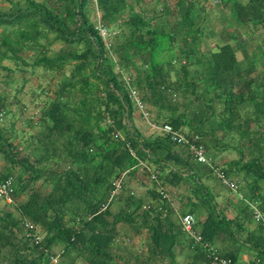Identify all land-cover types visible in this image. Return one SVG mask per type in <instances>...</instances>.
<instances>
[{
  "label": "trees",
  "instance_id": "1",
  "mask_svg": "<svg viewBox=\"0 0 264 264\" xmlns=\"http://www.w3.org/2000/svg\"><path fill=\"white\" fill-rule=\"evenodd\" d=\"M142 2L0 0V70L9 82L20 75L11 97L0 94V184L11 180L13 201L0 210V264H212L166 186L187 194L181 216L219 258L264 264V224L251 208L264 217V0H155L149 11ZM240 30L259 34L251 55ZM142 112L201 146L236 190L168 135L141 133ZM225 153L235 158L219 164ZM203 177L235 195L234 217ZM134 236L139 253L123 245Z\"/></svg>",
  "mask_w": 264,
  "mask_h": 264
},
{
  "label": "built area",
  "instance_id": "2",
  "mask_svg": "<svg viewBox=\"0 0 264 264\" xmlns=\"http://www.w3.org/2000/svg\"><path fill=\"white\" fill-rule=\"evenodd\" d=\"M98 31H99V35L102 37V39L107 40V38L109 36V33L107 32V30L102 28V27H99ZM123 80L127 84L128 78L123 77ZM131 96L133 97L135 106L140 111H142L143 110L142 104L139 102L138 97H136V95L133 91L131 92ZM142 117L145 121L148 122L146 113L142 112ZM148 124L151 128L158 131L159 133L168 135L172 141H175L177 143L182 144L183 146H186L189 153L191 154L192 158L198 163H202V164L209 166L212 169L213 174L216 176V178L220 181V183L224 187H226L227 189H229L231 191L236 190V186L233 182L228 180L220 171H218L217 168L210 166L209 160L207 159V157L205 155V151L201 146L194 145L193 143L190 142V140L188 138H186L181 133L172 130L169 126L157 127V126H155L149 122H148ZM140 165L145 166L142 163H140ZM152 178H154V177H152ZM112 188H113V190L110 192V195H109L107 202L102 204L100 207L101 212H104L106 210L110 201L121 190V180H118L117 182H115L112 185ZM11 192H12V189H11V180L10 179H8L5 182L0 184V199L1 200H3L6 203H9V204L12 203ZM164 196L165 195H163V197ZM251 208L253 210L252 215H253L254 221L262 222L264 224V217L260 214V212L254 206H251ZM179 221H180V225H181V228L184 231V233L189 238H191L195 244H200L203 248H205L209 252V254H210L209 256L211 257L212 264H232L229 259L219 258L216 255L215 250L212 247H210L208 244L202 243L200 235L193 230L194 220H193L192 216H190V215L180 216ZM27 227L29 230L32 229V225H30V224H27ZM36 240H37V238H36ZM57 258H58V256L52 257L50 259L49 264H56Z\"/></svg>",
  "mask_w": 264,
  "mask_h": 264
},
{
  "label": "crops",
  "instance_id": "3",
  "mask_svg": "<svg viewBox=\"0 0 264 264\" xmlns=\"http://www.w3.org/2000/svg\"><path fill=\"white\" fill-rule=\"evenodd\" d=\"M245 35H247V38L249 41H252V40L256 41L255 39H257L259 36L258 33L252 34L250 32H245ZM246 42H247V39H246ZM250 47L251 46H249V47L245 46V49H244L248 55H251L254 53L253 49L251 50ZM248 48L251 50L250 53H248V51H247ZM238 57L241 58V51L238 53ZM262 64H263L262 61H260V62L257 61L258 71L262 70V66H263ZM9 119L12 121L11 116ZM19 126L21 128V126H23V125L20 123ZM135 127L137 129H139V131L145 135H152V134L159 133L158 131L151 128L149 126L148 122L143 120V118H141V117H136ZM159 134H161V133H159ZM227 158L233 159V158H235V156L228 154ZM224 161H225V159L223 158L222 160L217 161V162L220 164L221 162H224ZM203 183L206 184L211 189L212 193L215 195V200L217 201V204L225 210L227 215L230 218L234 217L236 215V211L234 210V208H235V206L238 205L235 195L230 193L228 190L221 188L219 181L213 180L211 178L206 179L205 177H203ZM165 191H166L165 195H166V198H167V200L170 204V207L172 209V213L176 219H179L181 216V211L183 210V208H186L188 205V202L186 200L187 194L185 192H183V190L181 188L177 190V189L171 188L169 186H166ZM0 202H1L0 203V210H4V209L5 210L7 209V211L13 210L11 205H7V204H5V202H3L1 200H0ZM247 226L253 228L255 226V224L252 222V223H248ZM186 237L189 238L187 235H186ZM134 238H137L138 241H137V245L134 247L133 251L135 253H139L142 249L137 250L136 248H138L139 245L143 244V242H142L141 238L138 236H134L133 239ZM248 258H249V255L246 252L241 254V260L243 262H246L248 260ZM181 260H182V257H179V261H181Z\"/></svg>",
  "mask_w": 264,
  "mask_h": 264
},
{
  "label": "rangeland",
  "instance_id": "4",
  "mask_svg": "<svg viewBox=\"0 0 264 264\" xmlns=\"http://www.w3.org/2000/svg\"><path fill=\"white\" fill-rule=\"evenodd\" d=\"M160 1H162V0H160ZM214 1L215 0H212V3L213 4H214ZM141 5L142 6L144 5V8H146L148 11H149V9H152L154 6H156L155 5V0H144V2H142ZM147 14H148V12H147ZM215 14H216V12H213L207 18H209L211 25L214 28H216V30H218V29L221 28V25L222 24L219 22V20H218V18H217V16ZM228 21H229V19H228ZM226 23H224V24H226ZM240 33L242 35V39L244 38L245 41H246V39L248 41V43L246 44V46L247 47L251 46L250 49L251 50L253 49V51H256V48H255L256 47V42L254 40H252V41H249L248 40L247 35H245V30H240ZM222 35L224 36V33H222L219 36H222ZM217 40H218V37H216V39L215 38L214 39L212 38L211 40L207 41L206 43H208L209 46L211 47V46H213V42H215ZM250 49L249 48L247 49L248 53H250V51H251ZM2 64L5 65V66H8L9 65V63H7V62H3ZM5 74H6V72H3V71L0 70V81L5 80L7 78V77H5ZM14 78H15L14 81H12L13 83L11 81L9 82L8 78L6 79L7 82L11 83V85L8 88H6L5 85H3V84L0 83V94L4 93V94L8 95L9 97H11L14 94V88L20 82L19 80L16 81V79L20 78V75L15 74L14 75ZM30 84H32V82L31 83H28V85H30ZM27 89H28V87H27ZM25 92H26V90H24L23 93L18 96V98L21 100V102H25L26 103V99H25L26 97H25V95L27 93H25ZM38 103H39V101L37 100L35 104L37 105ZM20 110H21L20 108H18V109H13L12 108V113L16 114L17 116H18V114H20V115L25 114V115H22V116H27V115H29L27 113H30V109L28 111L23 110L22 113L20 112ZM22 116H19V120L22 119ZM9 118H10V115L6 116V118H4V119L1 118V123H3L5 126L9 125L11 123V120ZM18 122L15 125L16 129L17 128H20L19 124H20L21 121H18ZM227 156H228L227 153L220 154V155L217 156L216 159H217V161H220L223 158L226 159ZM216 203H217V201H216ZM114 208L115 207H113V209ZM137 241H138L137 238H134V239L132 238L130 241H128V240L125 239L124 242H123L124 243L123 245L126 248L134 249V247L137 245ZM136 249L137 250L143 249V244L139 245V247L136 248ZM57 260H58V258H57Z\"/></svg>",
  "mask_w": 264,
  "mask_h": 264
},
{
  "label": "clouds",
  "instance_id": "5",
  "mask_svg": "<svg viewBox=\"0 0 264 264\" xmlns=\"http://www.w3.org/2000/svg\"><path fill=\"white\" fill-rule=\"evenodd\" d=\"M11 199H12V198H11ZM0 200H1V199H0ZM1 201H3V200H1ZM3 202H4V201H3ZM5 204H7V205H12V204H13V201H12V203H10V204L5 202ZM54 257H55V256H54Z\"/></svg>",
  "mask_w": 264,
  "mask_h": 264
}]
</instances>
